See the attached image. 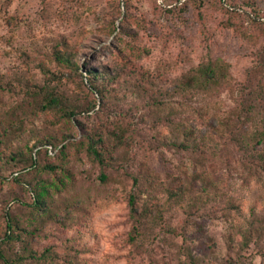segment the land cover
I'll use <instances>...</instances> for the list:
<instances>
[{
    "label": "rangeland",
    "instance_id": "374dc122",
    "mask_svg": "<svg viewBox=\"0 0 264 264\" xmlns=\"http://www.w3.org/2000/svg\"><path fill=\"white\" fill-rule=\"evenodd\" d=\"M123 1L5 0L0 2V41L19 33L16 40L21 48L36 53V63L44 61L52 69L54 64L45 56H51L54 48L76 46L81 66H110L126 36L119 35L118 30L109 34L106 21L119 14L115 23L118 25L125 12ZM128 1L133 5L129 14L148 24L139 32L144 51L139 48L140 58L136 60L147 72L152 85L149 93L155 97L149 98L146 93L126 97L118 94L120 110L109 116L119 118L125 111L130 114L121 123L126 129V140L131 141L123 150L125 154L119 152V165L112 169L94 164L82 153L72 156L68 163L69 177L64 178L58 189L51 188L49 214L39 223L35 220L38 211L30 206L32 198L28 193L10 181L0 180V237L4 236L8 223H14L29 231L39 230L35 237L38 247L52 245L57 252L72 248L76 264H185L173 253L167 230H161L166 237L162 240L142 237L136 245L131 244L133 220L128 196L133 189L129 174L148 166L171 185L173 181L176 184L185 164H189L188 155L161 146L169 140L164 135H168L171 127L169 122H162L169 107L202 130L208 128L200 126L202 118L208 116L215 129L229 116L238 92L223 91L211 100L162 98V106L158 105L157 97L159 91L172 87L171 80L177 74L200 63L208 53L230 65L231 83L238 90L257 56L264 60V0H180V4H185L183 9L173 13L167 12L162 0ZM43 7L42 18L47 25L37 19ZM232 11L237 13L231 14ZM15 54L11 53V64L0 58V67L19 64ZM162 107L166 110H161ZM155 123L158 126L153 129ZM27 127L43 131L48 126L43 121H34ZM80 138L79 132L70 140ZM214 139L210 145L217 154L208 175L219 189L216 200H222L223 205L227 202L229 210L218 212L220 209L212 206L217 205L215 198L206 201L203 198L206 196L199 194L200 186H195L198 193L189 195V206L185 202L182 209L170 207L164 213V222L178 234L186 233L185 241L177 235L175 245L188 243L192 264H233L238 260L239 264H264V175L258 180L249 176L243 171L234 146H225L223 141ZM221 147L228 152L223 155ZM101 174L106 176L105 183L99 181ZM161 197L164 199L165 195ZM195 202L199 206L209 204L197 213ZM248 232L252 236H247ZM244 241L247 249L242 247Z\"/></svg>",
    "mask_w": 264,
    "mask_h": 264
},
{
    "label": "trees",
    "instance_id": "16d2710c",
    "mask_svg": "<svg viewBox=\"0 0 264 264\" xmlns=\"http://www.w3.org/2000/svg\"><path fill=\"white\" fill-rule=\"evenodd\" d=\"M162 4L168 13L180 11L185 5L180 4V0H162ZM132 7L128 0L123 1L125 12L118 25L115 26V23L119 14L106 21L109 34L118 30L119 35L126 36L110 66H81L76 46L54 48L51 56L44 55L54 64L52 69L44 61L36 63V53L21 48L20 41L16 40L19 33L16 36L10 34L0 41L4 49L0 51V58L9 60L11 64V53L15 52V58L19 60L15 67H0V180L10 181L28 193L32 198L30 206L38 211L37 223L49 214V205L53 200L51 188L58 189L63 185L64 178L69 177L68 163L72 156L82 153L102 168L110 166L112 169L119 165V152L124 155L123 150L131 141L126 140V129L121 125L130 114L125 111L119 118L109 116L120 110L118 94L126 97L146 93L144 95L149 98L155 97L149 93L152 85L147 72L136 60L140 58L139 48L144 51L140 47L139 32L145 30L148 24L146 20L129 14ZM44 10L43 7L37 19L39 23L46 24L42 18ZM229 70V64L208 53L200 63L189 65L177 74L171 80L172 87L168 91H159V106L163 105L162 98L179 97L182 101H190L202 97L211 100L223 91L238 93L231 113L215 129L212 122L209 124L208 116L199 123L203 129L208 126L202 130L189 123L184 115L181 116L182 113L169 107L162 121L169 122L171 127L168 135H164L169 140L162 142L161 146L179 155H188L189 164H185L175 180L176 184L173 181L171 185L163 182L148 166L139 167L135 173L129 174L133 189L128 196L133 220L129 237L132 245H136L142 237L145 240L150 238V241L162 240L166 237L161 230H167L171 234L168 238L172 242L173 253L185 264L193 263L188 254V243L175 245L177 235L185 241L186 233L178 234L168 226L164 222V213L169 212L170 207L182 209L185 202L189 206V195L198 193L195 186H200L199 194L206 196L201 195V198H206V201L215 198L213 201L217 205L212 206L220 209L218 212L229 210L227 202L223 205L222 200H216L219 189L208 175L209 169L215 165L213 162L217 153L210 145L215 137L225 146H234L242 169L249 176L258 180L264 175V60L262 56H257L241 85L238 84V90L231 83ZM34 121H43L48 127L43 131L37 127L28 129L27 126L33 125ZM157 126L155 123L152 128ZM79 132L81 138L71 141ZM222 147L220 150L224 155L228 149ZM110 160L113 162L109 163ZM106 180L105 175H99L101 183ZM194 204L199 213L209 203L202 206ZM14 229L19 233L15 234ZM38 231L8 223L4 236L0 237V264H76L70 247L63 252H57L52 245L38 247L35 240ZM247 236L252 235L248 232ZM247 246L244 241L242 247L247 249ZM239 261L233 264H239Z\"/></svg>",
    "mask_w": 264,
    "mask_h": 264
}]
</instances>
